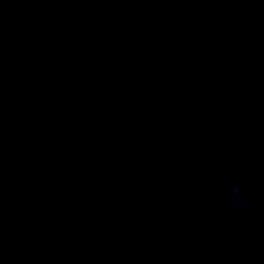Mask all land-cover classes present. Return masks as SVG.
<instances>
[{
	"label": "clouds",
	"instance_id": "1",
	"mask_svg": "<svg viewBox=\"0 0 264 264\" xmlns=\"http://www.w3.org/2000/svg\"><path fill=\"white\" fill-rule=\"evenodd\" d=\"M231 196L233 201L240 207L244 208L245 207V202L244 198L241 195V189L239 186H233L231 190Z\"/></svg>",
	"mask_w": 264,
	"mask_h": 264
}]
</instances>
